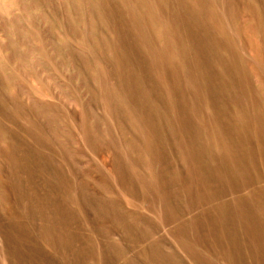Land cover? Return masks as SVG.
Listing matches in <instances>:
<instances>
[{
	"label": "rangeland",
	"instance_id": "obj_1",
	"mask_svg": "<svg viewBox=\"0 0 264 264\" xmlns=\"http://www.w3.org/2000/svg\"><path fill=\"white\" fill-rule=\"evenodd\" d=\"M0 264H264V0H0Z\"/></svg>",
	"mask_w": 264,
	"mask_h": 264
}]
</instances>
